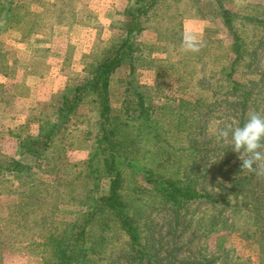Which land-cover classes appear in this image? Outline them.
Masks as SVG:
<instances>
[{
  "label": "rangeland",
  "instance_id": "374dc122",
  "mask_svg": "<svg viewBox=\"0 0 264 264\" xmlns=\"http://www.w3.org/2000/svg\"><path fill=\"white\" fill-rule=\"evenodd\" d=\"M132 1L0 0V95H3L0 99V164L6 157L20 158L16 152L10 156L16 147L10 142L11 137L16 136L11 132L17 131V127L18 134L24 138L34 135L39 120L48 117L50 105L60 99L65 78L74 82L77 76L82 80L87 72L95 69L109 45L121 38L127 20L123 10ZM180 5L186 17L177 21L178 17L176 23L181 26L182 34L190 29L198 35L200 51L183 52L181 46L173 50L171 42L159 39L154 19L145 18L143 29L135 34L140 51L136 50L129 57L137 65L136 80L144 86L141 89L147 95L145 103L154 108L156 118L161 116L158 112L165 110V116H169L172 123L185 127L179 133L166 130L162 138L158 136L157 143L164 146L169 138L171 141L167 142L175 148L173 154L187 156L191 153L195 154L194 159H200L194 160L198 172L193 184L200 196L185 200L178 210H170L157 196L154 198L156 209L151 210L153 198L149 193L142 195L138 204L147 208L149 215L138 216L141 242L147 245V251L154 241V256L159 264H264V226L253 223V215L264 214V201L260 206L254 197H242L247 190L249 194L251 190L257 195L263 194L264 177L238 167L239 153L213 134L216 128L226 125L243 126L250 112L264 115V27H253L250 20L244 19L264 20V0H182ZM234 36L244 40L240 49L242 57L237 61H234L237 49ZM169 57L175 65L171 68L168 67ZM251 58L254 61L248 66ZM142 62L150 66L141 68ZM231 64L235 70L230 72ZM128 75L126 63L113 70L109 92L112 107L119 106ZM231 81L244 85L251 94L242 123L239 116L242 99L239 93L231 91ZM237 87L243 90L242 86ZM28 110L29 123L24 122ZM93 110L86 104L81 105L63 132L69 134L66 137L68 149L59 163L63 164L62 169H66L67 164L78 163L79 175L72 171L61 175L56 168L62 178L73 179L72 185L79 197L69 199L68 195L52 207L36 210V200L46 201L48 206L54 203L50 202L51 191L46 189L53 177L39 172L46 167L45 160L38 163L30 156L21 158L33 164L38 173L36 182L40 186L33 197L20 196L27 187H20L10 173L0 174V242L5 243L1 246L3 251L0 250V264H51L52 244H43L37 237L32 240L41 244L39 247L14 243L18 239L29 241L33 233L46 234L47 229L38 225L44 221L35 220L37 213H54L47 222L52 228L48 231L54 234L73 228L77 220L82 223L79 217L87 211L85 196L90 189L84 178L85 163L99 122L97 110ZM16 115L15 121L9 120ZM159 122L163 128L168 121ZM188 127L193 128L188 131ZM190 141L195 145H188ZM59 147L60 144L49 151V157L57 153ZM232 164L235 165L229 168ZM167 168L171 171L174 166ZM61 183V190H65L68 186L64 181ZM98 185L94 197L107 195L109 179L101 178ZM18 196L23 201L29 200L27 209H35L26 214L24 221H20L17 213L21 202ZM18 221L21 223H16ZM97 222L91 224L92 229L87 226V231L92 233L88 238L98 234ZM106 235L114 238L115 254L122 255L113 264L129 261L123 250L118 251L122 233L111 221ZM9 243L14 244L8 247ZM109 253L108 249L105 253L93 254L91 260L96 264H111Z\"/></svg>",
  "mask_w": 264,
  "mask_h": 264
},
{
  "label": "trees",
  "instance_id": "16d2710c",
  "mask_svg": "<svg viewBox=\"0 0 264 264\" xmlns=\"http://www.w3.org/2000/svg\"><path fill=\"white\" fill-rule=\"evenodd\" d=\"M181 1L133 0L130 4H126L123 10L127 16L124 23L126 27H124V34L121 38L109 45L95 69L87 72L82 80H79L77 76L74 82L67 80L60 92V99L55 100L50 105L52 109L48 117L45 116V118L39 120L37 132L18 140L16 154L20 157L19 160L6 157L5 162L0 164L1 175L4 172L10 173L20 187H27L23 188L19 195L33 197L40 186L36 182L38 173H35L33 164L23 162L21 158L30 156L38 163L45 160L46 167L39 172L53 177V181L50 182L52 186L50 185L46 189L51 191L52 199L50 202L54 203L48 206L46 201H38L34 198L37 211L41 208L52 207L55 202L68 197V195L69 199L79 197L78 190L72 185L73 179L66 180L61 176L64 174L66 176L68 171H72L75 173L74 175H79L78 163L67 164L66 169H62L63 164L59 163V160L62 157L64 158L63 154H66L68 149L66 137L69 134L64 135L63 132L81 105L86 104L88 109L97 110L98 130L95 132V138L90 146L91 150L85 163L84 178L90 184V189L85 196L87 211L79 217L82 223L77 220L78 222L73 228H66L60 234H54V232L48 231L52 228L49 224L47 225L54 213L50 212L49 215H38L37 213L35 220L40 218V221L45 222V225L44 222H40L38 225L42 229H47L46 234L42 232L33 233L32 236H29V241L18 239L14 243L22 242L39 247L41 244L32 240L33 237H37L43 240V244H52L54 248L52 255L55 260L53 259L51 264H96L94 259L91 260V255L105 253L109 249V261L113 264L122 255L115 254L117 249H113L112 245L114 238L111 235H106V230L111 221L122 233L118 243V251L123 250L126 258L129 259L123 264H159L154 256V249H156L154 241L150 245L151 250L148 249L147 251L145 250L147 245H143L141 242L142 237L139 230V223L141 222L138 216H148L149 214H147V208L138 204V200L141 199L142 195L149 193L150 197L153 198L150 208L155 210L157 201L154 198L159 196L160 200L163 199L164 206L171 210V208L179 209L182 207L185 200L200 196L193 187L198 172V164L194 160L200 159H194L195 154L192 155L191 153V156L173 154L175 148L167 142L171 141L169 138L165 140L164 146L157 143L158 136L162 138L166 130L172 129L174 132L179 133L185 127L180 123H172L170 117L165 116V110L158 112L157 115L160 114L161 116L156 118L154 108L145 103L147 95L141 89L144 86L136 80L135 76L137 65L129 56L131 53H135L136 50L140 51L135 34L143 29L144 21L148 18L150 20L154 19L153 22L157 24L158 37L161 41L171 42L173 50L181 46L182 29L176 23L178 17L180 18L177 21L186 17L183 16L184 8L180 5ZM244 19L250 20L253 27L260 25L264 27V20L254 17H245ZM174 40H178V42L174 43ZM234 40L235 47H237L234 61H237L242 57V50L240 49L243 48L244 40L239 39L238 36H234ZM258 43L260 44V40H258ZM139 58L142 57L139 56ZM136 60L138 61V57ZM253 61L251 58L247 63L248 66H251ZM123 63L129 66V75L127 81L123 83V98L119 106L112 107L109 103L111 77L113 70ZM148 65L150 66L149 63L142 62L140 66L142 68ZM172 66L175 65L169 57L168 67L171 68ZM234 70L231 64L230 72ZM230 72L227 73L228 79L231 76ZM259 79H262V75L259 76ZM230 83L232 84L231 91L239 93L242 99H239L241 101H239L241 105L239 116L242 118V123L245 121L246 101L250 99L251 94L244 85L233 81ZM237 85L242 86L243 90L239 91ZM166 112L169 111L166 110ZM165 119L168 122L162 128L158 123H160V120L165 121ZM194 127V129L197 128V126ZM192 128L188 127L187 130L189 131ZM192 142L188 143V145L191 144V147L195 145ZM58 144H60V147L57 148L58 152L52 153L49 157V151ZM127 148L133 152H128ZM165 149L167 151H164ZM59 151H62V155ZM49 164L51 167H48ZM234 165H230L229 168ZM241 165L242 160L237 166ZM167 166H174V169L170 171ZM56 168L61 171V175ZM103 177L109 179V191L107 195L96 198L94 197V191H98V181ZM62 181L68 186L65 190H61L60 187ZM248 195L251 199L254 197L257 205H262L264 193L257 195L251 190L249 194L247 190L242 197L245 198ZM21 198L18 199V202ZM28 202L29 200H21L17 206L20 221H24L27 215L35 211V209L26 208ZM131 203L136 204L131 205ZM257 205L254 207H257ZM95 220L100 225L98 227L99 232L93 235L92 238H88L87 235L92 233L87 231V226L92 229L94 225L91 224ZM20 221L16 223H21ZM253 223L264 226V214L260 216L253 215ZM259 232L262 233V230ZM14 243H9L7 246L9 247ZM4 245V242H0V250L3 248L1 246ZM97 250L100 252H97Z\"/></svg>",
  "mask_w": 264,
  "mask_h": 264
},
{
  "label": "clouds",
  "instance_id": "9594fccd",
  "mask_svg": "<svg viewBox=\"0 0 264 264\" xmlns=\"http://www.w3.org/2000/svg\"><path fill=\"white\" fill-rule=\"evenodd\" d=\"M200 47L198 35L186 29L182 34L181 50L197 53ZM213 134L217 140L228 142L233 150L239 153L242 170L264 177V115L250 112L243 126L226 125L223 128H216Z\"/></svg>",
  "mask_w": 264,
  "mask_h": 264
},
{
  "label": "crops",
  "instance_id": "0c3cea01",
  "mask_svg": "<svg viewBox=\"0 0 264 264\" xmlns=\"http://www.w3.org/2000/svg\"><path fill=\"white\" fill-rule=\"evenodd\" d=\"M15 41H17V42H19V40H15ZM30 43V42H29ZM32 54H34L33 52H32ZM13 58H14V56H13ZM83 71V70H82ZM85 72V71H84ZM58 73H60V69H59V72ZM57 73V74H58ZM82 74H83V72H82ZM17 75V74H16ZM55 76H57L56 74H55ZM58 78L60 77V76H57ZM64 78L66 77V76H63ZM67 81H66V78H65V80H64V84L66 83ZM2 98H3V95H0V99L2 100ZM17 118V115L14 117V116H12V118H9V120H13V121H15V119ZM26 119V120H25ZM25 121L24 122H28L29 123V110L27 111V114H26V116H25ZM15 126H16V124H13V128H15ZM16 130L17 131H15V130H13L11 133L12 134H16V136L15 137H11V139H10V142L11 143H13V145H16V143L18 142V140H20V139H22V138H24L23 137V135H21V134H18V131H19V129H17V127H16ZM14 152H13V154L12 155H10V154H7V155H10V156H14L15 155V152H16V147H14V150H13ZM1 194H3V193H1ZM2 196V195H1Z\"/></svg>",
  "mask_w": 264,
  "mask_h": 264
}]
</instances>
